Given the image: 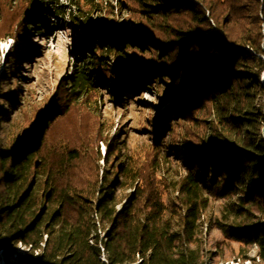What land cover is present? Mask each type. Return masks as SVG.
<instances>
[{"label":"trees","instance_id":"1","mask_svg":"<svg viewBox=\"0 0 264 264\" xmlns=\"http://www.w3.org/2000/svg\"><path fill=\"white\" fill-rule=\"evenodd\" d=\"M33 1L63 23L93 24L85 15L92 12L65 13L62 0ZM116 1L133 12L136 32L127 22L98 19L64 89L83 99L104 77L117 85L111 61L129 75L133 92L152 90L144 76L164 75L157 80L166 86L164 103L169 99L170 117L183 121L184 135L176 138L168 120L171 142L158 140L149 169L120 162L85 188L72 181L84 151L64 145L65 135L55 131L57 108L42 111L11 146L0 144V261L14 264L22 245L27 252L18 264H206L202 217L212 199L225 202L216 221L225 237L256 247L264 261V5L252 18L257 0ZM87 2L96 12L105 0ZM242 5L251 19L235 33L234 24L245 20ZM6 18L0 5V24ZM130 51L148 58L132 64ZM3 112L0 106V122L8 117ZM179 146L188 157L179 164L184 173L173 177L168 154ZM127 188L131 199L117 211V191Z\"/></svg>","mask_w":264,"mask_h":264},{"label":"rangeland","instance_id":"2","mask_svg":"<svg viewBox=\"0 0 264 264\" xmlns=\"http://www.w3.org/2000/svg\"><path fill=\"white\" fill-rule=\"evenodd\" d=\"M42 2L35 6L33 0H0L7 17L0 24V30L2 27L5 33L0 35V80L2 77L6 80L0 82V106L6 111L3 113L8 115L0 122V144L11 146L15 139L32 128L42 111L52 109L54 113L57 108V116L60 117L55 131L65 135L64 145L84 151L81 160L74 163V183L80 182L81 186L88 188L97 180H104L120 162L126 164L130 160L139 169H149L157 153L155 148L162 147L158 140L171 142L166 132L168 120L169 128L178 130L176 138L181 139L184 135L181 129L183 121L170 117L169 99L164 103L167 99L166 86L163 81H157L164 75L144 76L152 90L133 92L126 80L129 75L111 61L120 73L117 85L114 86L110 78L104 77L95 90L83 99L70 97L69 90L64 89L69 87L66 84L78 65L77 59H81V55L88 51L90 28L94 23L101 18L120 24L127 22L130 32L135 33L137 27L133 12L121 9L116 0H105L96 12L87 0H62L61 8L65 13L77 15L79 7L83 12L93 13L85 14L92 19L91 26H77L69 19L63 23L61 19L53 18L48 12L50 7ZM127 2L132 4L131 1ZM263 5L264 0H257L253 6L258 11L252 9L251 17ZM243 7L238 14H242L245 19L248 9ZM218 11L223 16V11ZM79 14L83 15L81 12ZM209 14L207 11V17ZM30 16H35V25L29 20ZM250 19L238 20L233 26L234 32L243 31L246 20ZM52 21L55 22L54 30L50 28ZM38 26L44 28L43 35L36 34ZM27 27L33 30L27 33ZM129 55H133L132 64L139 58H148L134 51H130ZM261 81L264 83V72ZM50 123L47 118L43 134L47 135L46 131L52 127ZM168 157L173 177L184 173L179 164L188 157L186 150L179 146V151L170 150ZM133 191L118 189L117 195L122 204L116 206L117 211L129 203ZM224 205V200H210L202 217V250L206 264H264L256 247H242L226 238L217 227L216 221L221 218ZM101 235L105 237L106 232H101ZM26 252L27 249L20 245L11 262L18 264L19 257ZM0 264L6 263L2 259Z\"/></svg>","mask_w":264,"mask_h":264}]
</instances>
